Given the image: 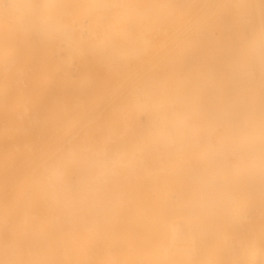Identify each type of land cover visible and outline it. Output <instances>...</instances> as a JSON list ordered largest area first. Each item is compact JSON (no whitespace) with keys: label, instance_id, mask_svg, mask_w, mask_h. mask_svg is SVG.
Instances as JSON below:
<instances>
[{"label":"bare ground","instance_id":"6f19581e","mask_svg":"<svg viewBox=\"0 0 264 264\" xmlns=\"http://www.w3.org/2000/svg\"><path fill=\"white\" fill-rule=\"evenodd\" d=\"M51 1L0 2L8 42L48 73L0 82V264H264V0H166L140 33L104 19L126 0H90L88 26ZM152 53L156 76L132 84Z\"/></svg>","mask_w":264,"mask_h":264},{"label":"rangeland","instance_id":"374dc122","mask_svg":"<svg viewBox=\"0 0 264 264\" xmlns=\"http://www.w3.org/2000/svg\"><path fill=\"white\" fill-rule=\"evenodd\" d=\"M37 3L39 2V3H42V1L43 0H35ZM69 1H71V0H69ZM129 2H127V0H126V3H128V4H126V3H119V4H121V6H119V5H112L111 4V6H113V7H111V8H109V7H107V8H103V11H102V13L103 12H107V13H109L108 11H107V9H111V14L109 13V15L106 13V16L107 17H109L108 19L105 17L104 19H106V20H108L109 22V24H111V26L113 27H115V24L114 23H116V28H117V26H121V25H123V24H126V26H127V23H126V21L128 22V26H129V28H128V30H129V32L131 33H140L139 31H137L136 29H132L131 30V28H136V26L134 27V25H133V23L132 24H130L131 22H133V20L132 19H134L135 17H137V15H138V18H135L134 20H136V19H138V20H141V17H142V21H140V25H145L146 24V22H147V18L145 17V16H142V15H140L141 13H143V11L144 12H147V11H149V10H151L152 11V13H153V18L155 19L154 21H155V25H157V23L156 22H158L161 18H162V11H163V3L166 1V0H128ZM133 1H134V4H133ZM0 2L1 3H3L4 5H8V2H9V0H0ZM61 2H63V3H61ZM66 2V3H65ZM68 1L67 0H53V2L51 1V4H50V6L49 7H47V8H45L44 10H43V13L44 14H46V16H51V17H53V18H56L57 20H61V22L62 23H68V22H70L71 20H73V18H75L74 19V25H78V26H80L81 24H83V25H85V26H88L89 24H90V19H92V17L94 18H96V20H97V15H96V13L98 12V10H102V9H99L98 8V10L96 11V9L94 10L96 13H94V11H92V13L90 12V10L89 9H92L91 8V5H92V1L90 2V0H72L71 2H70V4H68L67 3ZM106 2H112V0H107ZM113 2H114V0H113ZM112 2V3H113ZM61 3V4H60ZM64 3H65V5H67L66 6V9L64 8V9H62L61 7H64L65 5H64ZM80 3V4H79ZM83 3V4H82ZM90 3H91V5H90ZM59 4V5H58ZM118 4V3H117ZM126 4V5H125ZM87 5V6H86ZM90 5V6H89ZM130 5H133V6H130ZM77 6H79V7H81V8H79V7H77ZM89 6V7H88ZM125 6V7H124ZM128 6V7H127ZM55 7V8H54ZM60 7V8H59ZM84 7H85V9H87L86 11H83V9H84ZM124 7V8H123ZM116 8H117V10H116ZM123 8V9H122ZM125 8H127L126 10H130L129 12L130 13H132V16H131V18H129L130 17V15H129V17H128V13L126 12V10H125ZM134 8L135 9H137V11H135L134 10ZM138 8H140V9H138ZM80 9H81V11H80ZM120 9V10H119ZM69 10H70V13H68L69 12ZM81 12H79V11ZM118 10L120 11V12H118ZM123 10H125L124 12H123ZM140 10H142V11H140ZM68 11V12H67ZM116 11V12H115ZM135 11V12H134ZM75 12H79V14L77 15L76 14V16H75ZM87 12V13H86ZM118 12V13H117ZM60 13H63V14H60ZM85 13H86V15H85ZM90 13L92 14V15H90ZM99 13L101 14V12L99 11L97 14L99 15ZM112 13H113V16H112ZM114 13H116L117 15L115 16V14ZM120 13V14H119ZM134 13H136L135 15H134ZM138 13V14H137ZM68 14H69V16H68ZM80 14H81V17H80ZM105 14V13H104ZM121 14L123 15V16H121ZM155 14V15H154ZM56 15V16H55ZM60 15V16H59ZM72 15H74V17H72ZM83 15V16H82ZM96 15V16H95ZM124 15H127V17H126V19H124L125 18V16ZM89 16H92V17H89ZM88 17V18H87ZM115 17H116V19L118 18V19H120L121 20V18H122V20L124 19L125 20V22L123 23V21H122V23L120 22V21H117V20H115ZM121 17V18H120ZM157 17V18H156ZM12 18V19H11ZM98 18H99V16H98ZM111 18H112V22H113V25H112V22L110 21L111 20ZM144 18V19H143ZM9 25H8V28H10L11 30H12V27H14V22H13V20H14V18L13 17H9ZM130 19V20H129ZM156 19H157V21H156ZM129 20V21H128ZM11 21V22H10ZM78 21H80V23L78 22ZM104 22H106V21H104ZM11 23V24H10ZM71 24H73V21H71L70 22ZM107 23V22H106ZM105 23V24H106ZM69 24V23H68ZM80 24V25H79ZM119 24V25H118ZM131 26H130V25ZM82 25V26H83ZM1 28H0V32H3V33H0V35L2 34V36H0V38H7V42H8V40H10V37H9V35L11 34V33H8V32H11V31H5V28L3 27V26H0ZM79 28H81V27H78V31L79 32H81L82 34H84V35H86V29H87V27H85V29H83V28H81L80 30H79ZM3 30V31H2ZM85 30V31H84ZM137 31V32H136ZM153 33L154 34H156V31H153ZM3 35H5V37L3 36ZM6 35H7V37H6ZM12 36V35H11ZM29 36H30V34H29ZM30 38H31V40H33L34 41V39L35 40H37V37H36V33L35 32H31V36H30ZM156 36L154 35V39L156 40ZM6 42V43H7ZM12 42H14V41H12V37H11V42L9 41L7 44H8V49H7V51H6V53H5V55H3L2 56V54H1V58H0V82H14V83H16V84H18V83H27L28 81H30L31 79H32V76H29V80H28V74H29V72L30 71H33V72H31V73H33L34 75H35V71H36V73L37 74H39L40 73V76H38V75H36V77L34 76V78H37V80L38 81H40L41 80V78H42V74H43V76H44V73H47V72H44V70H43V72H42V70H39V68L37 69V68H35V71L33 70V67H32V64H31V62H32V60H31V62H30V64L28 63V61H30V59H31V57H32V59H34V58H37V56H34V54H32V49L33 48H31L30 46H29V48L26 50V47H28V46H26L25 47V50H23L22 48V50L18 53V51L16 50V47H18V49H20L19 47H20V45H16V43L13 45L12 44ZM34 47V46H33ZM30 48H31V50H30ZM34 48H36V47H34ZM10 49H12V51L16 54V56L15 55H13V53L11 52V50ZM54 49H56V50H53L54 52H53V57L55 56V58L57 57V55H56V53H58V51H59V48H58V46H57V48H56V45H55V47H54ZM16 51V52H15ZM64 51V50H63ZM63 51H61L60 50V52H61V54H63V55H65L64 53H65V51L63 52ZM12 54H11V53ZM21 52H23V53H21ZM2 53H4V52H2ZM18 53V54H17ZM25 53H29L30 54V59H29V56H27V63H26V61H25V57L24 56H26V55H29V54H25ZM21 54V55H20ZM150 59L148 60L147 59V56L144 54V56H142V57H140L136 62H135V64H133V66L135 67V74L134 75H132V79H131V82H132V84L133 83H138V81L142 78V76H143V73H144V69L145 68H147V66H152V69L151 68H149V70L147 69L145 72H146V75L147 76H150V77H154V76H156V74H157V65H156V53H152L150 56ZM24 61V63H26V65L23 63V65H21L22 64V61ZM37 61V59L35 60V62ZM41 61V60H40ZM35 62L33 63V65L35 64ZM40 63V62H39ZM42 64V63H41ZM19 65H21V66H19ZM29 65V66H28ZM16 66V67H15ZM19 66V67H18ZM23 66V67H22ZM26 66V67H25ZM31 66V67H30ZM38 66V65H37ZM8 67V68H7ZM26 69H25V68ZM28 67V68H27ZM35 67V66H34ZM73 67V66H72ZM74 68V67H73ZM72 68V69H73ZM76 68V67H75ZM153 68H155L156 70H155V72L153 73ZM68 69V70H71V72H74L73 74H75L76 73V71H77V69ZM151 69V70H150ZM184 69V70H183ZM186 69V70H185ZM182 70H183V72L185 73V75H187L188 74V69H187V66H183L182 67ZM56 72L55 73H57L58 74V72H57V70H55ZM148 71H152V73H151V75H150V72L148 73ZM15 72V73H14ZM62 72L63 71H59V73L60 74H58L57 76L59 77L58 79H60L61 81L63 80H65L66 78H64L65 76H64V73H66V72H63V74H62ZM255 72V73H254ZM31 73H30V75H31ZM54 73V71H52V76L55 74ZM48 74V73H47ZM149 74V75H148ZM253 74L255 75V77H257L258 75H259V71L257 72V70L255 69V70H253ZM46 77H47V75H46ZM50 77V75L48 76V78ZM74 78L76 77V76H73ZM39 78V79H38ZM43 78H45V77H43ZM51 78V77H50ZM73 78V79H74ZM27 80V81H26ZM33 80V79H32ZM31 80V81H32ZM54 80L55 81H57L56 80V78H55V76H54ZM53 80V81H54ZM20 81V82H19ZM44 81V80H43ZM50 81H52V80H50V79H48L47 80V82H50ZM59 81V80H58ZM122 94H123V92H122ZM171 95H172V97H174L175 96V92L174 91H171ZM213 142H214V145L215 144H217V141L215 140V139H213ZM228 159V162L229 163H233L234 162V160H235V157L233 158V156L231 157V155H229V157L227 158ZM233 159V160H232ZM186 195H188V196H186ZM186 195H185V199H186V201L188 202H190V194L189 193H186ZM223 216V215H222ZM222 216H221V218H222ZM258 214H255V218L258 220V222L256 221V219L254 218V215L252 216L253 218H251V219H253V220H251V221H253L254 222V219H255V222L258 224L257 226H262V224H263V221H264V215H261V216H258ZM184 217H179V219L177 218L176 219V223H177V225L182 229V230H185L186 228H187V223H186V220H185V218L183 219ZM219 220H220V216H219V218H218ZM223 219V221L222 220H220L221 222H222V224L223 223H225L226 225H227V219H226V217L224 216V218H222ZM250 220H246V221H243V224H244V222L247 224V225H249V223L250 224H252V222H251ZM256 223H255V226H256ZM264 225V224H263ZM247 227H249L248 229L250 230H252V232H255V231H253V229L252 228H250V225L249 226H247ZM252 227V226H251ZM245 229H246V226H245ZM244 229V230H245ZM250 230V231H251ZM246 231V230H245ZM252 232H248L249 233V235L251 236V233ZM245 234H246V232H245ZM245 234H242V235H245ZM254 235H255V233H253ZM241 235V236H242ZM232 236H233V238H232ZM231 236V238H232V240L234 241V243H235V245L238 247V248H240L239 247V245H238V243L239 244H243L244 242H246L247 240H249V239H247L248 238V236H247V234H246V236H247V238H246V236H245V238H246V240L244 239V241H242V238H239V242L237 241V239H236V235L234 234V235H232ZM238 236H240V234H238ZM240 236V237H241ZM254 237V236H253ZM252 236H251V238H253ZM244 238V237H243ZM241 246V245H240Z\"/></svg>","mask_w":264,"mask_h":264},{"label":"clouds","instance_id":"9594fccd","mask_svg":"<svg viewBox=\"0 0 264 264\" xmlns=\"http://www.w3.org/2000/svg\"><path fill=\"white\" fill-rule=\"evenodd\" d=\"M19 10H20L21 13L23 14V13L27 12L29 9H28L26 6H23V7H21Z\"/></svg>","mask_w":264,"mask_h":264}]
</instances>
